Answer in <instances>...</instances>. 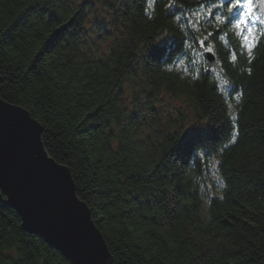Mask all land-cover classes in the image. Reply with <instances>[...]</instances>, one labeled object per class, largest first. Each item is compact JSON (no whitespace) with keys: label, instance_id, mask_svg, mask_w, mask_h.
Returning a JSON list of instances; mask_svg holds the SVG:
<instances>
[{"label":"trees","instance_id":"trees-1","mask_svg":"<svg viewBox=\"0 0 264 264\" xmlns=\"http://www.w3.org/2000/svg\"><path fill=\"white\" fill-rule=\"evenodd\" d=\"M151 3L0 0V98L40 124L111 264H264V40L249 59L219 56L240 89L224 142L213 78L164 70L153 39L183 32ZM178 97L199 113L162 116ZM0 264L70 263L0 201Z\"/></svg>","mask_w":264,"mask_h":264},{"label":"water","instance_id":"water-1","mask_svg":"<svg viewBox=\"0 0 264 264\" xmlns=\"http://www.w3.org/2000/svg\"><path fill=\"white\" fill-rule=\"evenodd\" d=\"M41 132L26 109L0 98V201L70 264H111L67 166L47 154Z\"/></svg>","mask_w":264,"mask_h":264},{"label":"bare ground","instance_id":"bare-ground-1","mask_svg":"<svg viewBox=\"0 0 264 264\" xmlns=\"http://www.w3.org/2000/svg\"><path fill=\"white\" fill-rule=\"evenodd\" d=\"M161 1L167 5L164 9L165 16H170V23L173 22V24H176L177 28L182 31L183 34H180V36L175 38L164 36L153 39L156 46L160 48V54L158 56L159 61L164 63L165 71L169 69L172 73H174V70L180 73L177 78L184 80L187 84H190L191 82L189 81L190 75L196 77V82L200 81L207 75H210L213 78L215 85L211 84V88L214 93L223 98L222 103L226 120V132L220 140L226 142L228 139V132L230 135H234L236 131V125L233 121L234 118H232L231 112L234 102L233 100L240 89L236 86L237 79L232 80L230 85L219 71V69L222 68L227 71L219 56L221 58H226L227 63L233 62L235 59L233 56L234 54H238L236 51V49H238L245 58H250L248 51L244 46L242 37L237 34V29L234 26L235 20L233 19L231 23L226 21L225 24H220L216 19L217 16H234V13L230 14L228 11L230 0H214L212 5L218 2L216 4L218 6L215 8L218 9L224 6L223 11H218L213 14L207 12V14L204 15L201 12L198 23L196 22L197 18L193 16L192 13L199 11L197 8L204 5L202 0ZM148 2L151 3L153 0H148ZM170 3H173L174 6L169 7ZM153 6L154 4L152 3L146 5L149 9H152ZM209 15H211L212 21H206L205 23V19L208 18ZM177 17H180V19L178 20ZM190 21L192 23H189ZM219 26V33L216 36H213L215 28H218ZM226 26L230 33L229 38L224 34ZM203 27L204 29L198 32V30ZM256 29L258 38L255 41V47L252 49L251 57L254 55L257 46L264 40V35H260V30L264 29V24L257 22ZM209 33L213 36L212 41H218L221 46L219 47L218 53L213 42H207L204 40L205 37L209 36ZM201 40H204L203 48L200 46ZM208 48H211L212 51H208ZM178 99L179 100L175 101L172 105L174 108H167L168 110L161 115L170 116L172 119L178 117V112L180 115L191 117H193V110L196 113H199L195 107L187 105L185 99L180 97H178ZM189 142H194V140L190 138ZM224 146L227 147L226 145Z\"/></svg>","mask_w":264,"mask_h":264},{"label":"snow or ice","instance_id":"snow-or-ice-1","mask_svg":"<svg viewBox=\"0 0 264 264\" xmlns=\"http://www.w3.org/2000/svg\"><path fill=\"white\" fill-rule=\"evenodd\" d=\"M174 4L170 3L169 7H173ZM218 5L213 4L211 7H217ZM203 8V5L201 6ZM211 7L209 8V13H211ZM229 13H234V16L222 17L217 16L216 19L218 23L225 24L227 21L231 23L235 20V28L237 29V34L243 39L244 46L248 51V55L251 58L252 49L255 47V41L258 38L256 25L257 22L264 24V0H230V6L228 9ZM193 16L197 18L198 23L201 12L197 11L192 13ZM179 20L180 17H177ZM189 23H192L191 21ZM212 34L209 33V36ZM260 35H264V29L260 30ZM207 37L204 38L206 40ZM204 40L200 41V46L204 47ZM212 51L211 48L207 49ZM233 58H235L233 56ZM239 100V95L236 96Z\"/></svg>","mask_w":264,"mask_h":264},{"label":"rangeland","instance_id":"rangeland-1","mask_svg":"<svg viewBox=\"0 0 264 264\" xmlns=\"http://www.w3.org/2000/svg\"><path fill=\"white\" fill-rule=\"evenodd\" d=\"M161 100H163V97L161 98ZM207 155H208V153H207ZM78 197V196H77ZM82 201V200H81ZM88 208V207H87ZM54 249V248H53ZM57 251V250H56Z\"/></svg>","mask_w":264,"mask_h":264}]
</instances>
